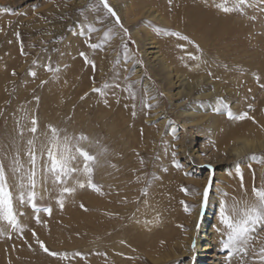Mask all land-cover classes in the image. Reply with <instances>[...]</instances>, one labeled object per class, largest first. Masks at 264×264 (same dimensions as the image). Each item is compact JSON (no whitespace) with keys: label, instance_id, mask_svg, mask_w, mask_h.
I'll return each instance as SVG.
<instances>
[{"label":"rangeland","instance_id":"obj_1","mask_svg":"<svg viewBox=\"0 0 264 264\" xmlns=\"http://www.w3.org/2000/svg\"><path fill=\"white\" fill-rule=\"evenodd\" d=\"M75 1L77 0H0V165H3L5 169L8 190L12 193L13 211L18 220L14 227L7 222L8 226L14 229L22 222L24 223L23 218L26 217L28 221L39 225L37 228L30 226L32 228L29 227L28 231L25 228L27 231L25 238L21 239V244H17L18 247L16 246L22 249L20 245L26 243L24 247L32 253L25 255L26 257L15 252L14 248L10 253L8 248L11 245L8 243L11 239L10 233L4 234L0 238V244L3 245L2 251L0 250V264H11L14 258L16 261L23 260L28 264H54L52 260L60 264H91L90 254L94 240L89 236V220L93 209L88 200L94 192L95 194L103 192L102 182L95 176L94 169L91 179L92 183L98 186L99 191L87 186V177L82 172L83 158L78 155L75 160L71 161L70 166L81 171L64 177L62 182L57 183L55 177L50 172H46L49 184L46 193H42L36 186L33 189L27 178L24 183L17 185L18 181L23 180L21 177L23 170L32 171L28 156L29 140L35 139L36 169L38 172L45 173L44 163L47 161V155L46 151L42 153L41 148L42 145L47 144L45 134L50 136L48 126L58 127L60 124L58 120L61 119L56 115L61 114L62 111H66L64 114L66 124L64 128H57L61 130V139L65 135L74 138L84 135L87 139L79 141V146L93 155L92 147L90 148L92 144L89 142L91 130L87 124L92 125L91 129L93 127L100 129L101 135L105 134L107 138L101 140L102 137L98 136L96 144L106 146L107 156H133L135 165L143 167L144 176H147L145 183L150 181L144 189L156 181H160V184L166 180L170 181L166 182L165 186L172 191L173 200L182 214H189L196 207L199 210L200 221L207 214L208 199L201 208L204 200L203 194L201 195L202 188L199 185L187 183L185 178L181 177L183 174L188 175L182 165L183 155L180 156L177 152L182 137L179 134L181 124L177 121L173 111L174 107L167 99L166 90L152 74L145 59L143 32L139 30V35L134 36L133 30L140 29L139 24L142 21L146 25H151L154 36L161 43L163 42L162 44L174 48L178 57L185 55L186 52L187 55L192 54L190 51L194 50L193 47L202 50V43L200 44V40L198 41L194 35H191L188 31L190 28L196 32V35L202 34L201 36L206 38L205 43H213L209 40L213 39V32H223L220 38L224 44L220 39L214 40L218 41L219 47L223 45L219 56H214L212 53L214 46L210 45L208 49L216 63L212 64L218 65L217 72L221 71L222 66V70L227 68L225 70L227 74L219 72L220 75L225 74L227 79L218 76L219 83L224 90H227V87L231 89L230 97L227 92L222 94L226 103L232 105L233 98L237 97L238 92V95L241 93V81H245V78L241 76L243 72L253 74L255 81L262 85L264 53L258 49V37L264 35V0H248L240 10L228 13L223 12L216 5L226 3V6L233 7L236 0H154L159 7L165 4L169 14L175 13V21L181 27H175L172 20L168 24H155L148 22L144 17L137 23L129 24L122 10L125 0H107L108 5L120 18L123 28L116 23V17L108 13L99 0H83L84 2L81 3H75ZM196 11L206 13V18L202 17L200 20L198 17L200 15L193 14ZM124 29H127V35ZM105 32L109 33L107 37L104 35ZM173 32L180 33L181 37L187 36L188 40L171 35ZM89 44H97L98 47L91 48ZM245 51L247 53H244ZM81 52L85 53L88 60L93 63H86L84 57L80 56ZM229 52L231 54H226ZM242 54H244L243 58ZM236 55L240 56L237 58ZM46 65L54 71H47ZM135 65L142 67L143 75L140 79L132 77V69ZM229 67L231 70H228ZM234 75H240L238 82H232ZM143 79L149 80L150 85L153 86L151 94L147 91L145 93L142 85ZM130 84L136 93L135 100L126 91ZM93 88H100L104 95L93 92ZM37 97L39 99H36ZM81 97L84 98L81 99ZM145 103L151 104L152 107L145 108ZM133 105H135L134 108ZM155 106L162 107L169 115V121L176 123L178 131L171 134L173 142L168 141L167 138L162 139L168 132L158 123H154V119H151L154 112H159V107L154 108ZM140 107L142 110L137 113ZM97 109L100 110L99 112H106L109 122L116 125V130L122 128L124 134L114 137L110 132L107 133L105 128L100 127L99 119L93 114ZM33 117L37 120L35 134L29 131ZM75 142L74 140L73 143ZM248 156H252V162L249 164V169L245 171L237 164V161L232 159L216 169L217 173H222V176L218 179L216 173L215 182H217L216 185L218 183L225 185V188L219 186V190L228 205L233 203V198L236 200L251 199L253 183L257 187L262 186L264 148ZM169 163L172 169L167 168ZM17 167L20 168L19 172L14 171ZM237 169L243 177L244 188H241V175H237ZM174 174L176 175L173 176ZM179 178L182 179L179 180ZM77 180L83 182L85 186L79 187ZM65 186L74 188V191L62 192ZM209 187L212 188L211 185ZM29 191L36 193L32 202L28 200ZM21 193L24 196L23 200L20 199ZM61 202L63 207H61ZM33 203L36 205L35 209L32 207ZM81 205L84 207L82 208ZM185 206H187V211H185ZM45 209H50V212H46ZM27 238L30 239L27 241ZM37 240L42 241L50 252L61 255H49L40 249L41 247L39 248ZM48 241H53L55 247L49 245ZM193 241L191 264H195L196 253L195 240ZM260 247H264V227H257L252 233V239L247 245V254L237 249L229 256L228 250L223 249L219 253L222 256L218 264H259L254 259V253H257ZM35 249L45 255V259L38 258V254L34 253ZM103 250L104 248L98 249V252L102 254L105 251Z\"/></svg>","mask_w":264,"mask_h":264},{"label":"bare ground","instance_id":"obj_2","mask_svg":"<svg viewBox=\"0 0 264 264\" xmlns=\"http://www.w3.org/2000/svg\"><path fill=\"white\" fill-rule=\"evenodd\" d=\"M82 1L77 0L75 3H81ZM122 6L123 15L129 24L137 23L139 19L144 17L148 22L155 24H168L172 20L171 22L175 27H181L175 21V13H170V16L167 6L164 4V6L159 7L154 0H125V4ZM191 10H189L190 13ZM193 14L200 15L198 16L200 20L202 17L206 18L207 16L206 13H200V11H196ZM177 16L180 15L177 14ZM139 26L140 29L133 30L134 36L139 35V30L143 32V53L145 59L150 66L152 74L159 80L161 87L166 90L167 99L174 107L173 111L177 121L181 124L179 134L182 137L181 143L177 147V152L180 156L183 155L182 165L187 170L188 175L184 176L183 172H179V174H183L181 177L185 178L187 183L199 185L203 191L205 186L209 185V177H212L210 183L212 188L209 187L208 194L209 206L207 214L200 221L198 207L194 208L189 214L181 213L178 205L173 200L172 191L165 186L167 180L163 181L165 184H160V181L150 183L144 189L145 185L150 181L145 183L147 176H144L143 167L135 165L133 156H107L108 151L105 152L106 146L103 147L101 144H96L98 136L102 137L101 140H106L107 137L104 136L105 134L101 135L100 129L95 127L91 129L92 125L89 126L86 123L91 130L89 142L92 146L90 148L92 147L93 156L96 157L92 167L95 171V176L100 178L103 185V192L101 194L98 192L95 194L94 192L88 200L93 209L89 220V236L94 240L92 242L94 248L92 247L91 250L90 261L91 264H191V245L194 242L193 240H195V264H218L222 256L219 253L223 250L221 239L224 231V226L218 220V212L221 201L225 202L219 186L225 188V185H221V183L216 185L217 177L219 179L222 176V173H217L216 169L227 160L232 159L237 161V164L245 171L249 169V164L252 162V156L248 155L264 148V77L261 81L262 85H259L255 81L253 74L243 72L241 76L245 78V81H241V93L239 95V92L237 93V97L233 98L232 105H230L224 101L222 94L227 92L230 97L231 89L227 85V90H224V87L219 83L220 78H218L221 71L227 74L225 72L227 68L222 70V66L219 74L217 72L219 70L217 68L218 65L212 64L214 59L209 54L210 51L208 49V46H214L212 53L214 56H219L223 45L219 47L218 41L215 42L214 40L220 39L222 42L223 40H221L220 36L223 32H213V39H209L213 43H205L206 38L201 36L202 34L196 35L193 29H187L198 41L200 40L199 43H202V50L200 51V48L193 47L195 51L191 50L192 54L187 55L186 52L185 55L178 57L174 48L162 44L163 42L161 43L154 36V30L151 25H146L142 21ZM262 35L258 37V49H261L262 53H264V35ZM222 44H224V41ZM252 49L254 48L252 47ZM187 50L189 52V49ZM244 53H247V51ZM243 55H241L242 58ZM230 56L228 57L231 58ZM192 57H198V59H193ZM227 63L229 62L227 61ZM228 70H231V68ZM225 74L220 76L226 77ZM132 75V77L140 79L143 75L142 67L133 66ZM239 79L240 75H237L232 79V82H238ZM142 82L147 93L151 94L153 86L150 85V81L143 79ZM151 97L154 99L153 95ZM157 107L155 106L154 108ZM217 108H219V111L216 110ZM141 110L142 108L140 107L137 113H140ZM96 111H94L95 113L93 112L94 117L99 119L100 127L105 128L107 133L110 132L114 137L124 134L122 128L116 130V125L109 122L106 112H99V109ZM228 111H231L234 116L247 112L253 119H230L227 116ZM65 113L66 111H62L61 114L56 115L57 118L61 119L58 120V123H60L58 127L64 128L66 124ZM151 119H154V123H158L168 132L166 137L162 139L173 140L171 134L176 133L178 128L176 123L169 121V115L165 113L162 107H159V112H154ZM167 168L172 169L170 163ZM35 170V186L42 193H46L49 189L47 173ZM30 173V169L23 170L21 172L23 180L18 181L17 185L24 183ZM182 178H179V180ZM162 179L164 180V178ZM176 199L178 200V197ZM23 221L25 222L13 229L8 226L7 220L0 219V238L4 234L10 233L11 239L8 242L11 244L8 246L10 253L13 250L12 248H14L15 252L26 257L25 255L32 254L27 250V247H24L26 243L20 245L22 249H18L16 246L19 243L21 244V239L25 238L28 229L37 228L39 225L28 221L26 217L23 218ZM197 225L198 228L196 229ZM218 228L220 231H217ZM28 239L30 238H27V241ZM48 243L52 247L55 245L53 241H48ZM2 247L3 245L0 244V250ZM102 248L105 251L103 250L104 252L100 254L98 249ZM35 250L34 253L38 254V258L43 259L45 255L40 253L38 249ZM52 261H54V264H60L55 260ZM18 263L28 264L23 262V260L16 261L15 258L11 264Z\"/></svg>","mask_w":264,"mask_h":264},{"label":"snow or ice","instance_id":"obj_3","mask_svg":"<svg viewBox=\"0 0 264 264\" xmlns=\"http://www.w3.org/2000/svg\"><path fill=\"white\" fill-rule=\"evenodd\" d=\"M99 2L103 5L107 12L112 16L116 17V23L123 28V25L120 23V18L116 16L115 11L108 5L107 0H99ZM247 3V0H236L233 7L226 6V3L217 4L216 6L220 8L223 12L228 13L234 10H240L241 7ZM4 11H8V9H4ZM125 35H127V29H124ZM105 37L109 35L108 32L104 33ZM173 36H178L181 39L188 40L187 36H180V33L173 32L171 33ZM89 47L96 48L97 44H89ZM126 47V45H125ZM80 56L84 57L86 63H93L88 60L85 56V53L81 52ZM193 59H198V57H192ZM95 65L93 64V68ZM47 71H54L49 66H45ZM35 75V73H32ZM43 83V81H42ZM138 83V81H137ZM107 87V85H105ZM119 87V85H117ZM93 92L100 93L104 95L100 88H93ZM126 91L129 92L131 98L135 100L136 93L132 90L131 84L128 85ZM147 90H145L146 93ZM87 95V93H85ZM162 95V94H161ZM84 97H81L83 99ZM36 99H39L38 97ZM105 103L107 101L105 100ZM135 105H133V108ZM145 108L152 107L151 104L145 103ZM251 107V105H249ZM219 111V108L216 109ZM147 114V113H146ZM135 115V112H133ZM227 116L230 119L236 120H244V119H253L248 115L247 112H243L239 115L234 116L231 111L227 112ZM255 122V121H254ZM32 127L29 131L33 134L37 132V120L35 117L31 120ZM48 129L50 131V136L46 133L47 144L42 145L41 151L42 153L46 151L47 161L44 163V171L50 172L54 177L57 183L62 182L64 177H67L70 174H74L78 171H81L78 168L71 167V161L79 157L83 158V174L87 177V186L93 188L96 191H99L97 185L92 183V172L93 168L91 165L95 162L96 157L91 155L84 148L79 146V141L86 140L87 137L84 135H80L79 137H71L65 135L62 139L60 137V131L56 127L49 125ZM76 141L73 143V141ZM29 149L28 156L29 162L32 166V171L28 176V182L30 186L35 188V176H36V149H35V139L28 141ZM143 163V161H141ZM18 163V161H16ZM15 172H19L20 168L17 167L14 169ZM237 175L240 174V170L237 169ZM212 177H209V185H206L203 191L204 200L201 204V208H203L204 204L207 202L208 194H209V186L211 183ZM77 184L79 187H84L85 184L79 180H77ZM23 187V185H21ZM241 188H244L243 177L241 175ZM185 190V189H182ZM74 191L72 187H63L62 192L69 193ZM186 191V190H185ZM35 191H29L27 193L29 202H32L35 198ZM23 193L20 195V199L23 200ZM183 203V202H182ZM32 207L35 209V203L32 204ZM61 207L63 204L61 202ZM83 208L84 205H81ZM46 212H50V209H45ZM185 211H187V206H185ZM0 219L7 220L13 226H16V217L13 211V202H12V193L8 190L7 180L5 176V169L3 165H0ZM218 220L220 224L224 226V231L222 233L221 245L222 248L228 250V255L231 256L234 251L237 249L243 251L247 254V245L252 239V233H254L257 227H264V180H262V186L257 187L255 183H253L251 188V199L244 200H236L233 198V203L231 205L226 204L224 201H221L219 212H218ZM217 231H220L218 228ZM35 236V233H33ZM37 243L40 247L49 255L56 256L61 255L60 253L50 252L49 249L44 245L42 241L37 240ZM123 243V241H122ZM76 255H80V253H76ZM254 259L259 262V264H264V247H260L257 253H254Z\"/></svg>","mask_w":264,"mask_h":264}]
</instances>
